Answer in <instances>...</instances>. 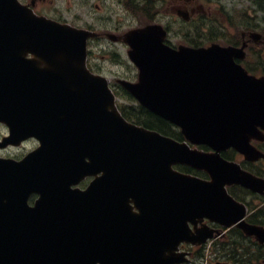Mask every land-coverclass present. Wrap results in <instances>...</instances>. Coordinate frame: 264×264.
Instances as JSON below:
<instances>
[{
	"label": "water",
	"instance_id": "1",
	"mask_svg": "<svg viewBox=\"0 0 264 264\" xmlns=\"http://www.w3.org/2000/svg\"><path fill=\"white\" fill-rule=\"evenodd\" d=\"M152 27L128 33L138 80L120 82L212 152L126 120L107 79L86 67L92 32L0 0V122L9 128L0 146L39 143L20 160L0 157V264H176L186 260L180 242L212 237L189 228L204 217L264 243V227L242 220L244 205L225 187L260 191L263 181L220 155L233 146L263 156L249 141L264 128V88L235 63L243 47L174 50ZM179 162L210 178L174 170ZM86 176L85 189L72 187Z\"/></svg>",
	"mask_w": 264,
	"mask_h": 264
},
{
	"label": "flooded vegetation",
	"instance_id": "2",
	"mask_svg": "<svg viewBox=\"0 0 264 264\" xmlns=\"http://www.w3.org/2000/svg\"><path fill=\"white\" fill-rule=\"evenodd\" d=\"M20 1L37 14L94 30L97 35L87 42V64L93 72L105 73L104 62L110 57L120 72L131 69L134 76L137 70L127 61L129 46L123 34L138 26L155 24L164 28L163 42L172 48L212 42L245 45L244 56L236 57L235 61L248 74L264 78V0H77L74 8L65 0ZM252 143L264 151V139L255 138ZM222 153L264 180V159H246L233 148ZM229 189L248 206H254L257 200L255 209L261 211L254 215V220L264 221V184L260 192L240 184H232Z\"/></svg>",
	"mask_w": 264,
	"mask_h": 264
},
{
	"label": "trees",
	"instance_id": "3",
	"mask_svg": "<svg viewBox=\"0 0 264 264\" xmlns=\"http://www.w3.org/2000/svg\"><path fill=\"white\" fill-rule=\"evenodd\" d=\"M127 94L126 92L123 93ZM122 114L129 120L146 127L156 129L165 134L180 136L168 121L151 114L139 105L121 106ZM132 112V113H131ZM248 240L252 241L251 246ZM255 245L256 250L253 249ZM201 260L191 264H216V257H226L229 264H264V245H260L251 238H247L239 228L233 227L227 231L224 238H218L212 242L209 255L204 250L197 252Z\"/></svg>",
	"mask_w": 264,
	"mask_h": 264
},
{
	"label": "rangeland",
	"instance_id": "4",
	"mask_svg": "<svg viewBox=\"0 0 264 264\" xmlns=\"http://www.w3.org/2000/svg\"><path fill=\"white\" fill-rule=\"evenodd\" d=\"M65 1H67V5L72 6V8H74L75 5L78 2L77 0H65ZM109 23L110 22H106V25L109 26L110 25ZM98 54L100 55V54H105V53L99 52ZM104 64H105V75L110 80H115L116 78H131L133 76V75H131V74H133V73H131V69L130 70L128 69L124 73L123 72H120L118 70V68L115 67L118 64L113 59H111L110 57H108V60H106L104 62ZM34 146H35V142L32 141V140H29V141H26L25 143H23L20 147H17V148H8L3 153L5 155H8V156L19 157V156L23 155L25 152H27L28 150H30L31 148H33ZM248 199L251 200L250 198H248ZM256 201L253 202L255 205L257 204ZM248 242H249V245L248 246H251L252 241L248 240ZM207 246H208V244H207ZM255 247L256 246L253 245V249L254 250H256V248H257V247L255 248ZM208 255H209V252L206 253V256H208ZM190 257H191V260L197 259L196 253L195 254L193 253ZM215 260L224 261V262L227 261L228 262V260H226V257H225V259H224V257H218V258L216 257Z\"/></svg>",
	"mask_w": 264,
	"mask_h": 264
},
{
	"label": "bare ground",
	"instance_id": "5",
	"mask_svg": "<svg viewBox=\"0 0 264 264\" xmlns=\"http://www.w3.org/2000/svg\"><path fill=\"white\" fill-rule=\"evenodd\" d=\"M132 113V112H131Z\"/></svg>",
	"mask_w": 264,
	"mask_h": 264
}]
</instances>
